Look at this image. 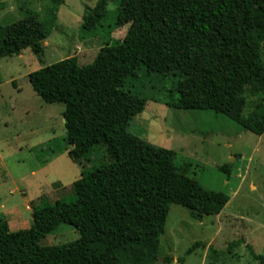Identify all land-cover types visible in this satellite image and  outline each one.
<instances>
[{
	"label": "trees",
	"instance_id": "1",
	"mask_svg": "<svg viewBox=\"0 0 264 264\" xmlns=\"http://www.w3.org/2000/svg\"><path fill=\"white\" fill-rule=\"evenodd\" d=\"M108 1L99 0L82 18L86 33L106 38L94 63L79 66L68 57L28 74L43 102L64 105V146L56 152L65 151L81 174L70 200L39 198L32 229L9 232L0 217V264H145L165 232L169 205L198 221L221 212L227 194L188 177L185 166L175 165V151L128 131L148 100L212 110L245 131L264 133V0H134L120 41L111 34L126 20L122 9L110 17ZM47 36L33 12L2 23L0 58L25 49L41 55ZM62 224L79 238L37 244ZM247 248L264 264L263 255Z\"/></svg>",
	"mask_w": 264,
	"mask_h": 264
},
{
	"label": "rangeland",
	"instance_id": "2",
	"mask_svg": "<svg viewBox=\"0 0 264 264\" xmlns=\"http://www.w3.org/2000/svg\"><path fill=\"white\" fill-rule=\"evenodd\" d=\"M98 1L0 0V24L33 12L48 30L41 55L25 49L20 55L0 58V217L9 232L32 229V210L41 196L50 204L73 196L72 184L81 167L65 151L56 152L64 146V105L43 102L28 74L68 57L79 66L95 62L106 38L86 33L82 18ZM133 3L108 1L110 17L122 9L120 19L126 20L112 32L114 41L126 34ZM261 57L264 62V41ZM143 105L131 118L128 131L175 151V165L185 166L188 177L206 190L229 196L218 215L200 221L187 209L169 205L165 232L156 238L153 258L144 263L260 264L251 258L247 245L264 256V133L245 131L212 110L185 111L151 100ZM222 165H227L226 173L220 170ZM78 238L74 228L62 224L37 244L62 245ZM194 244L198 245L187 254Z\"/></svg>",
	"mask_w": 264,
	"mask_h": 264
},
{
	"label": "water",
	"instance_id": "3",
	"mask_svg": "<svg viewBox=\"0 0 264 264\" xmlns=\"http://www.w3.org/2000/svg\"><path fill=\"white\" fill-rule=\"evenodd\" d=\"M65 122V120L63 119V123Z\"/></svg>",
	"mask_w": 264,
	"mask_h": 264
},
{
	"label": "crops",
	"instance_id": "4",
	"mask_svg": "<svg viewBox=\"0 0 264 264\" xmlns=\"http://www.w3.org/2000/svg\"><path fill=\"white\" fill-rule=\"evenodd\" d=\"M112 35V34H111Z\"/></svg>",
	"mask_w": 264,
	"mask_h": 264
}]
</instances>
